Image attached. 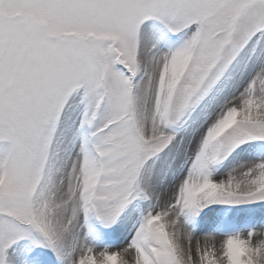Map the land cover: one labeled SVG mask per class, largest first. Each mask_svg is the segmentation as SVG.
I'll list each match as a JSON object with an SVG mask.
<instances>
[{
    "label": "snow or ice",
    "instance_id": "6c2138e0",
    "mask_svg": "<svg viewBox=\"0 0 264 264\" xmlns=\"http://www.w3.org/2000/svg\"><path fill=\"white\" fill-rule=\"evenodd\" d=\"M0 264H264V0H0Z\"/></svg>",
    "mask_w": 264,
    "mask_h": 264
},
{
    "label": "bare ground",
    "instance_id": "6f19581e",
    "mask_svg": "<svg viewBox=\"0 0 264 264\" xmlns=\"http://www.w3.org/2000/svg\"><path fill=\"white\" fill-rule=\"evenodd\" d=\"M222 239H223V237L221 238V237H217V245H219V243L222 241Z\"/></svg>",
    "mask_w": 264,
    "mask_h": 264
},
{
    "label": "rangeland",
    "instance_id": "374dc122",
    "mask_svg": "<svg viewBox=\"0 0 264 264\" xmlns=\"http://www.w3.org/2000/svg\"><path fill=\"white\" fill-rule=\"evenodd\" d=\"M222 238V237H221Z\"/></svg>",
    "mask_w": 264,
    "mask_h": 264
}]
</instances>
